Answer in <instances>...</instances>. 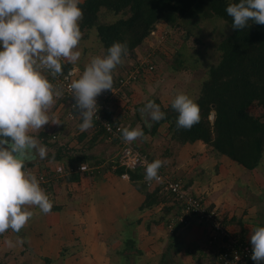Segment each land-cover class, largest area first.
Returning a JSON list of instances; mask_svg holds the SVG:
<instances>
[{"label":"crops","instance_id":"obj_1","mask_svg":"<svg viewBox=\"0 0 264 264\" xmlns=\"http://www.w3.org/2000/svg\"><path fill=\"white\" fill-rule=\"evenodd\" d=\"M87 62L83 61L86 65ZM68 63H72L79 76L82 74L75 62ZM54 101L43 132L51 135L52 143H57L48 152L59 149L67 155L81 146L76 135L86 132L91 137L94 127L81 130V118H67L64 100L54 97ZM132 129L138 130L140 125ZM166 131L165 124L158 126L155 136L144 134L137 139L138 147L161 159L165 149L160 153L156 144L162 139L166 148ZM35 132L38 131L29 134L36 137ZM131 142L136 144V140ZM111 147L103 142L88 152L80 151L79 155L87 154L88 161L107 158L115 151L113 147L112 153ZM176 150L177 153L171 150L162 159L171 177L180 178L189 193L201 196L209 207H215L227 230L250 243L251 231L264 227V151L258 166L246 170L229 157L214 153L201 141ZM64 166L67 165L62 160H46L31 168L35 176L52 173L53 178L40 183V187L46 194L51 192L52 197H48L52 209H58L45 214L38 207L28 206L33 216L19 232L23 244L17 242L20 237L11 229L0 234V257L4 258L0 264H214L216 246L207 244L205 226L194 219L182 225L173 224L178 211L169 196L158 192L162 195L159 202L141 210L144 195L124 175L106 172L100 177L82 176L77 182H69L67 176L59 173ZM126 228L131 230L126 233ZM128 233L131 235L125 236Z\"/></svg>","mask_w":264,"mask_h":264},{"label":"trees","instance_id":"obj_2","mask_svg":"<svg viewBox=\"0 0 264 264\" xmlns=\"http://www.w3.org/2000/svg\"><path fill=\"white\" fill-rule=\"evenodd\" d=\"M238 2L239 0H80L79 7L83 11V19L79 22L82 32L80 45H82V41L89 38L90 32H93L96 35V43L100 45V57L107 54V49L114 42H120L127 45V54L122 56V59L126 58L145 42L149 43L160 23L170 33L173 30L186 29L185 38L196 31V35L199 36L195 41L202 39V35L199 33L203 29L199 24L206 25L208 22L219 19L228 29L227 35L216 44L218 55L214 62L211 60L204 64L206 58H203L202 53L205 49L201 48L196 50L191 48L192 52L188 53L180 47L175 49L171 56L169 71L170 75L174 76L173 79L181 78V72L187 68L196 70L200 67L199 65L205 66L199 90L195 99H193L200 109L199 123L188 130L178 129L176 124L178 113L171 107L175 97L166 106L161 104L158 98L151 97L148 101L151 100L158 104L160 110L165 113V118L159 122L154 121L149 129L141 124L140 129L143 130L144 134L155 136L158 126L163 123L167 125L168 145L162 152V158L150 156L134 143L125 141L140 149L149 159L161 160L163 165L160 169L166 175L171 176L172 174L169 173L168 168H166L167 165L162 159L173 148L195 141H201L214 153L229 157L246 170L256 168L260 162L264 151V25L249 21L245 29H234L232 19L226 14L225 9L230 3ZM106 14L115 16L116 19L101 21L100 18ZM90 53L91 59L95 57L96 48L94 46L91 47ZM158 54L163 53L158 51ZM81 61L78 60L76 65L83 72L91 60L87 62V65L82 64ZM121 64L117 68L122 71ZM71 66L74 67L72 63L67 61L63 69L67 70ZM114 70L112 72V89L105 90L102 93H109L118 86L121 87L118 81L121 78L124 79L128 72L138 70L135 79L129 80L125 86H122L123 88L121 87L123 91L128 88V85L136 83L138 79H144L146 76L154 74L156 62L151 55L149 60L147 59L145 62L137 61L135 65L128 68L124 77L116 75ZM78 78L79 73L76 75L75 80ZM120 97L119 94L116 99L112 100L110 109L103 110L101 113L103 118L109 119L112 124L122 123L123 128L131 130L134 127V122H128L129 124L124 126V119L129 116V111H131V108L125 106L129 101L126 100L125 105H122L127 109L120 111L118 109L120 107L118 104ZM59 99L64 100L67 118L70 112L73 116L71 120L78 116V110L76 108L72 109L66 99ZM145 104L139 103L141 107ZM255 107L258 108V111L252 113L251 109ZM212 114L213 118L211 119ZM133 115L134 120L136 119L139 122V113L135 111ZM93 127L95 129L93 128L91 137H87L86 132L76 135L77 142L81 144L79 150L88 152L98 144L110 143L115 148V153L111 156L107 158L96 157L92 158L95 160L88 161L90 156L84 153L72 157L60 153L59 149H56V152L53 151V153L48 152L49 149H54L57 143H52L50 141L51 135L43 132L42 128L37 133L35 132V135L40 139L42 145L47 147V155L44 159H41L36 154L34 160L25 163V170L29 172L35 164H43L46 160H62L67 165L66 167L71 168L87 164L88 167L93 168L91 171L70 173L67 175L66 180L77 182L82 176L100 177L106 172L118 176L127 175L130 182L144 195L141 210L151 208L154 204H157L161 199L159 197L162 195L158 194L157 189L151 192L147 190L143 182L144 172L140 169H125L114 162V155L122 147L118 145L117 140H108L99 123L93 122ZM29 135L34 136L33 133ZM51 174L43 175L46 182L49 181V178H53ZM45 189H48V187ZM162 198L165 200L164 196ZM56 209L58 207H54L52 210ZM206 235L208 239V234ZM18 236L22 238L21 233H18Z\"/></svg>","mask_w":264,"mask_h":264},{"label":"clouds","instance_id":"obj_3","mask_svg":"<svg viewBox=\"0 0 264 264\" xmlns=\"http://www.w3.org/2000/svg\"><path fill=\"white\" fill-rule=\"evenodd\" d=\"M79 3L80 0H0V234L9 229L19 233L33 216L28 206L38 207L45 214L52 210L53 204L38 177L25 170L26 162L34 160L36 154L44 159L48 151L29 132L49 124L47 113L54 97L62 95L43 71L59 75L62 59L74 63L81 56L77 50L82 39L79 22L83 19ZM225 11L234 29H245L249 21L264 25V0H239L230 3ZM126 54L127 45L114 42L105 56L93 57L71 83L81 130L91 128L93 119H98L96 98L112 89V72ZM171 107L178 113V129L188 130L199 123V106L188 95L177 94ZM140 115L145 123L165 118L159 105L151 100L140 109ZM121 136L131 142L142 138L144 132L124 128ZM145 164V180L158 179L163 162ZM124 178L130 179L126 175ZM249 239L251 259L259 264L264 261V227L254 228ZM17 242L24 241L18 238Z\"/></svg>","mask_w":264,"mask_h":264},{"label":"built area","instance_id":"obj_4","mask_svg":"<svg viewBox=\"0 0 264 264\" xmlns=\"http://www.w3.org/2000/svg\"><path fill=\"white\" fill-rule=\"evenodd\" d=\"M67 60L62 59V73L53 76L47 70L43 71L46 78L54 85L56 90L62 92V95L58 98L66 99L70 107L75 108V99L71 90V83L75 80L78 74L77 69L70 67L67 70L63 69ZM138 74V70H134L127 73V76L121 78L118 82L121 87L125 86L129 80L135 79ZM121 87L118 86L111 92L102 93L101 96L96 98L98 107L97 117L93 119V122L100 124V127L105 131L108 140H117L118 145L122 148L113 157L114 162H117L125 169L135 170L140 169L145 174L146 164L145 161L151 163L154 160L148 158L140 149L126 143L121 136V132L124 129L122 123L112 124L110 120L103 118L101 111L109 110L112 104V100L116 99L119 95ZM80 115L78 110V116ZM70 118H73L72 113L68 114ZM93 168L88 167L87 164L78 165L77 167H66L59 170L61 176H67L74 172L91 171ZM125 176V175H124ZM40 183H45L46 179L43 176L38 177ZM144 185L147 189L155 190L170 197L172 203L177 208V215L172 220L173 224H186L190 219H194L197 222L203 224L207 230L208 239L207 244L210 246H216L214 253V264H257L256 261L251 259L252 246L249 242L239 238L233 233H230L224 226L220 213L215 207H209L201 196L189 193L185 187L183 181L180 178L171 177L158 170V179L151 181L143 179ZM259 264H263L259 262Z\"/></svg>","mask_w":264,"mask_h":264},{"label":"rangeland","instance_id":"obj_5","mask_svg":"<svg viewBox=\"0 0 264 264\" xmlns=\"http://www.w3.org/2000/svg\"><path fill=\"white\" fill-rule=\"evenodd\" d=\"M115 19L116 17L110 14H106L104 17L100 18L101 21H112ZM199 26H201V28L203 29L199 33L202 35V39L195 41L196 39H198L199 36L196 35V31L190 34L189 37L185 38V35L187 34L186 29L181 28L177 31L173 30L170 33V31L166 29L162 23H160L158 24L157 31H155V34L153 35L152 39L149 40V43L145 42L143 45L132 51L129 56L122 59V71L119 70L117 67L115 68L114 73L118 76L120 75V77H124L125 72L128 70V68L132 65H135L137 61L145 62L147 59L149 60L151 55L153 60L156 62V71L154 72V74H150V76H146L144 79H138L137 82L133 85H128V88H126V90L123 91L121 89L122 91L120 90V92H118V94H120L121 96L118 100V104L120 105L118 109L122 111L123 109L131 108V111H129L128 114L129 116L124 119V126L125 124H129L131 122L135 123L134 127L137 125L141 126L142 124L149 129L152 126L154 121L148 120L147 123H145V118L140 117L142 121L138 122L136 119L134 120L135 117L133 115L135 111L140 115V109H142L144 106L141 107L139 103L143 105L144 103H147L151 97L158 98L160 103L164 106H166L170 101H172V98L179 93H184L188 95L191 99H195L201 84V79L204 76L205 66L199 65L200 67L196 70H191L190 68H187L185 71L181 72V78L173 79L174 76L170 75L171 73L169 71V67L171 66L172 53L175 49L180 47L188 53L192 52L191 48H194V50H196L197 48H201L205 49L202 53L204 55L203 58H206L204 60V64L210 62L211 60H213L214 62L218 55V52L216 51V44L220 42V40L228 33L227 27L219 19H215L213 20V22H208L206 23V25L199 24ZM95 37L96 35L93 32H90L89 38L85 41H82V45L79 44L78 46L77 50L82 52V56H80L79 58V60H82V64H84L83 61L85 62L91 60L90 49L92 46L96 48V55L101 56L100 45L96 43ZM158 51H161L163 54H158ZM96 55L94 56L96 57ZM75 63H77V61ZM167 81L168 83H166ZM126 100H128L129 102H127V104L125 105ZM122 105H125L127 108H124ZM256 108L257 107L252 108L251 112L256 113L258 111V108ZM212 118L213 116H211V119ZM125 120H127V122ZM168 137L169 136L166 131L164 139L167 141ZM38 142L39 144H41L39 140ZM78 145H80V143H78ZM135 145H140V142L137 139ZM156 145L158 146V150L160 153L165 149V146H162V139L161 143ZM111 148L113 153L114 148ZM172 150H175L177 153L176 148H173ZM79 152V148H74L72 151H68L67 156L79 155ZM166 161H169V158H167ZM47 195H51V192ZM50 197H52V195ZM129 230L131 229L126 228L125 232L127 233ZM130 235L131 233H128L125 236ZM0 263H4V258L2 256L0 257Z\"/></svg>","mask_w":264,"mask_h":264},{"label":"water","instance_id":"obj_6","mask_svg":"<svg viewBox=\"0 0 264 264\" xmlns=\"http://www.w3.org/2000/svg\"><path fill=\"white\" fill-rule=\"evenodd\" d=\"M211 116H213V114H212ZM5 147H6V146H5Z\"/></svg>","mask_w":264,"mask_h":264}]
</instances>
